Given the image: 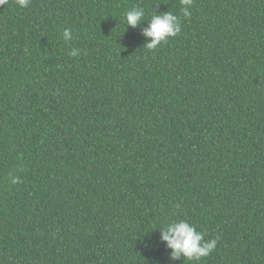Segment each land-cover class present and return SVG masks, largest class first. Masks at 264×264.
Returning <instances> with one entry per match:
<instances>
[{"label":"trees","instance_id":"16d2710c","mask_svg":"<svg viewBox=\"0 0 264 264\" xmlns=\"http://www.w3.org/2000/svg\"><path fill=\"white\" fill-rule=\"evenodd\" d=\"M135 7L181 32L148 49ZM191 12L0 6V264H264V0ZM180 219L209 256L170 259L159 230Z\"/></svg>","mask_w":264,"mask_h":264},{"label":"clouds","instance_id":"9594fccd","mask_svg":"<svg viewBox=\"0 0 264 264\" xmlns=\"http://www.w3.org/2000/svg\"><path fill=\"white\" fill-rule=\"evenodd\" d=\"M20 8H27L31 0H15ZM181 12L183 17L190 18L192 15L191 7L193 0H180ZM7 3V0H0V6ZM127 28L138 27L142 22H147L143 29V36L147 38L144 46L148 49L157 48L162 42H166L169 37H175L182 30L181 23L177 15L172 11L160 12L152 16L151 20L145 19V11L142 8L135 7L125 13ZM63 39L70 41L72 39L71 29H65ZM70 55H77L73 50ZM15 183L16 180L14 179ZM160 240L170 250V259L172 261L185 260L200 261L209 256L216 248L217 240H205L204 234L197 231L196 227L187 220L180 219L169 222L166 227L159 230ZM145 247H150V237L142 241Z\"/></svg>","mask_w":264,"mask_h":264}]
</instances>
